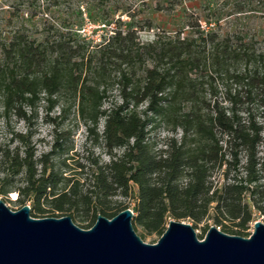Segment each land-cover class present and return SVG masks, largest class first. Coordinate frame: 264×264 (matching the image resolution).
<instances>
[{
	"label": "trees",
	"instance_id": "obj_1",
	"mask_svg": "<svg viewBox=\"0 0 264 264\" xmlns=\"http://www.w3.org/2000/svg\"><path fill=\"white\" fill-rule=\"evenodd\" d=\"M2 57L4 118L25 119L23 107L31 109L41 94L53 105L67 91L87 119V138L110 156L104 164L85 158L67 177L66 160L52 158L65 151L60 134L39 157L31 135L11 134L9 143L17 146H0V195L17 193L30 217L74 215L89 229L97 216L111 219L128 209L111 199L129 198L133 188L132 223L159 236L169 219L196 224L211 216L216 226L243 228L252 210L264 215V37L178 34L140 46L133 33L117 31L87 57L62 43L46 47L19 37ZM148 61L151 69L136 74ZM113 68L121 102L102 110ZM205 77L221 81L225 104L203 98ZM161 125H170L172 135L157 148L152 132Z\"/></svg>",
	"mask_w": 264,
	"mask_h": 264
},
{
	"label": "rangeland",
	"instance_id": "obj_2",
	"mask_svg": "<svg viewBox=\"0 0 264 264\" xmlns=\"http://www.w3.org/2000/svg\"><path fill=\"white\" fill-rule=\"evenodd\" d=\"M117 31L123 35L133 33L134 42L140 46L153 44L158 39L174 38L178 34L180 38L197 37L199 34L205 36L208 32L221 36L234 33L246 41L256 42L264 37V0H0V62L3 49L19 37L46 47L62 43L87 57L94 56L102 43ZM151 67L149 61L141 67L137 65L136 74L140 75L145 68ZM46 69L43 67L39 70ZM110 74L102 110L121 102V86L117 84L114 68ZM202 74L206 75V72ZM215 78H203V98L207 102L216 100L223 105L221 81ZM210 85L215 88L213 92ZM45 98L41 94L40 100L31 109L23 107L25 119L12 114L4 118L0 104V146H17V143H9L11 134L31 135V146L39 157L51 150L53 141L60 134L65 151L56 152L52 158L58 164L66 160L69 167L63 171L65 176H72L76 172L73 168L78 163H85V158L101 164L108 163L110 156L103 145H93V137L87 138V119L79 114L74 95L62 90L53 105ZM103 124L104 118H100L96 129L99 135ZM171 128L170 125H161L152 132L158 143L157 148L165 138L171 137ZM176 136L179 138V131ZM114 153L119 155L121 151L115 150ZM216 178L221 180L218 176ZM17 197L15 192L0 195V199L12 211L20 209ZM135 197L136 189L133 188L129 198L114 197L111 200L118 209L128 206L131 210ZM251 214V222L243 228L235 227L237 222H224V225L216 226L211 216L196 224L189 219L180 222L189 224L199 240L212 226L227 235L248 238L255 222L264 224V215L255 210ZM46 215L49 214L35 219L47 218ZM66 216L71 217L73 224L79 228L90 224L80 223L74 215ZM132 228L145 244H155L160 238L157 233L147 232L136 224L132 223Z\"/></svg>",
	"mask_w": 264,
	"mask_h": 264
},
{
	"label": "water",
	"instance_id": "obj_3",
	"mask_svg": "<svg viewBox=\"0 0 264 264\" xmlns=\"http://www.w3.org/2000/svg\"><path fill=\"white\" fill-rule=\"evenodd\" d=\"M124 209L111 219L97 216L83 230L69 216L30 217L0 199V264H264V224L255 222L248 238L212 226L199 240L186 223L170 220L159 240L145 244Z\"/></svg>",
	"mask_w": 264,
	"mask_h": 264
}]
</instances>
